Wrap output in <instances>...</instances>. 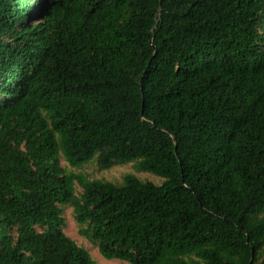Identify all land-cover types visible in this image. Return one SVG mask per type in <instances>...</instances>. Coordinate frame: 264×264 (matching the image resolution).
Listing matches in <instances>:
<instances>
[{
	"label": "trees",
	"instance_id": "16d2710c",
	"mask_svg": "<svg viewBox=\"0 0 264 264\" xmlns=\"http://www.w3.org/2000/svg\"><path fill=\"white\" fill-rule=\"evenodd\" d=\"M65 205L106 259L264 264V0H0V264H96Z\"/></svg>",
	"mask_w": 264,
	"mask_h": 264
},
{
	"label": "rangeland",
	"instance_id": "374dc122",
	"mask_svg": "<svg viewBox=\"0 0 264 264\" xmlns=\"http://www.w3.org/2000/svg\"><path fill=\"white\" fill-rule=\"evenodd\" d=\"M61 164L65 166L69 171L76 173H83L90 179L101 178L119 183L123 180V177L128 173H133L143 180L153 181L155 183H161L162 178L149 173L136 169L134 163L117 164L108 169H101L95 160L86 163L80 168L72 167L65 159H61ZM80 189L79 187L77 188ZM64 231L67 235L73 238L79 245L86 248L92 258L96 261V264H130L128 262L119 259H106L98 250L96 244L89 241L85 236L80 233V225L74 218L73 208L70 205L64 206Z\"/></svg>",
	"mask_w": 264,
	"mask_h": 264
}]
</instances>
